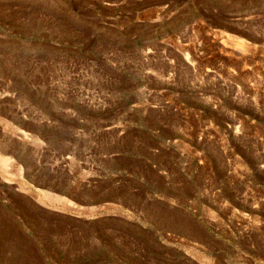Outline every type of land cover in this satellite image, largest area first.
I'll list each match as a JSON object with an SVG mask.
<instances>
[{"label": "rangeland", "instance_id": "obj_1", "mask_svg": "<svg viewBox=\"0 0 264 264\" xmlns=\"http://www.w3.org/2000/svg\"><path fill=\"white\" fill-rule=\"evenodd\" d=\"M0 264H264V0H0Z\"/></svg>", "mask_w": 264, "mask_h": 264}, {"label": "bare ground", "instance_id": "obj_2", "mask_svg": "<svg viewBox=\"0 0 264 264\" xmlns=\"http://www.w3.org/2000/svg\"><path fill=\"white\" fill-rule=\"evenodd\" d=\"M239 42H240V41H239ZM243 45H244V44H243ZM241 46H242V45H241ZM244 46H246V45H244ZM237 48H238V47H237ZM237 48H236V49H237ZM239 48L241 49V47H239ZM239 48H238V50H240ZM242 48H243V47H242ZM244 48H245V47H244ZM227 50H228V49H227ZM242 50H243V49H242ZM231 51H232V50H231ZM19 135H20V134H19ZM35 136H36V135H35ZM2 160H3V159H2ZM23 188H24V187H23ZM24 189H25V188H24ZM52 198H53V197H52ZM54 198L57 199V198H58L57 195H56V197H54ZM58 200H59V198H58Z\"/></svg>", "mask_w": 264, "mask_h": 264}]
</instances>
